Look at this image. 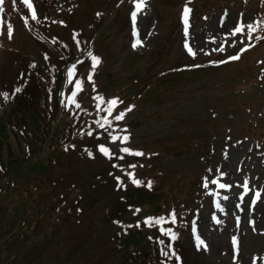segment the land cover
Instances as JSON below:
<instances>
[{
	"label": "trees",
	"instance_id": "16d2710c",
	"mask_svg": "<svg viewBox=\"0 0 264 264\" xmlns=\"http://www.w3.org/2000/svg\"><path fill=\"white\" fill-rule=\"evenodd\" d=\"M161 50L156 48L146 60L147 76L143 80L154 81L155 75L168 67L160 66L161 62L173 55ZM31 61L35 69L43 70L37 61ZM63 63L59 61L58 76ZM122 77L119 75L116 80L121 81ZM28 79L13 102L9 98L8 104L0 102V264H54L57 253L62 260L55 264H190L182 246L178 215L181 203H177L185 194V185L176 177L156 173L162 156L152 160L151 156H143L150 163L141 172L152 177L151 187L148 182L136 185L127 178L121 184L115 175L117 163L133 164L139 157L130 155L121 161L116 156L109 159L101 155L96 147L98 135L95 132L89 136L82 120L76 122L64 116L53 124L59 110L58 82L53 80L50 84L49 76L37 73ZM49 84L54 107L48 101ZM138 84L143 81L139 79ZM154 86L143 96L147 104L176 95L173 88L155 95L154 100L150 98ZM81 129L84 137L72 141ZM13 131L20 134L16 149L9 140ZM44 145L47 151L59 149L63 158L41 156ZM85 147L95 155H89ZM40 162L49 167H62L64 162V173H76L70 182L63 174L55 178L43 171L22 179L24 172L34 171V164ZM173 208L176 220H168L164 227L179 233L174 240L160 231L159 224L150 227L145 221L147 216L170 214ZM160 240L166 242L165 247L171 244L179 259L170 249L168 256L162 255Z\"/></svg>",
	"mask_w": 264,
	"mask_h": 264
},
{
	"label": "rangeland",
	"instance_id": "374dc122",
	"mask_svg": "<svg viewBox=\"0 0 264 264\" xmlns=\"http://www.w3.org/2000/svg\"><path fill=\"white\" fill-rule=\"evenodd\" d=\"M4 1L8 0H3V4L0 5V18L6 12ZM65 1L67 0H59L58 2L61 5ZM159 1L152 0L156 5L160 4ZM248 1L255 0H224L219 8L210 10L209 20L204 22H199L189 13L188 32L186 33L184 29L179 42L182 54L193 55L188 51L187 44L191 45L198 57H203L216 51L224 53L228 50L231 51L241 42L248 43V29L236 33V35L230 34L241 19L245 23L251 22L255 26V11L248 7L246 9L242 7ZM22 2L24 3V0ZM178 2L180 1L176 0V3ZM147 6L137 13L135 22L132 17L130 25L120 29L119 34H115V43L120 49L118 55L120 62L132 52L142 54L151 48L153 42L158 38L162 22L171 24L173 20L183 16V11L178 9L176 4L174 8H161L159 13L154 4H147ZM226 6L230 9L222 10ZM203 14L201 13V15ZM137 29L139 30V38L143 43L134 47ZM16 35L17 33L14 32L13 36L16 37ZM1 37L2 35H0V39ZM3 41L2 48L6 49L7 42ZM16 49L20 50L21 48L16 46ZM172 61L173 58L163 59L160 66L169 65ZM256 62H258L257 72L260 80L253 81L248 87L239 85L233 89H226L225 85L228 78L222 76L219 79L221 83L198 88L192 94L182 90L181 87L185 83L179 85L181 77L175 76L164 80V82H159L154 86L155 89L150 98L154 99L155 95L165 93L175 85L180 86L179 94L185 98L181 101L171 99L164 104L139 111L134 117L140 120L141 124L135 127V130L132 129L133 139L124 143H121L120 140L114 141L116 148L128 143L144 144L147 139H153L149 142L153 148L169 147L171 137L168 135L174 133V126H177L181 120L213 117V119L225 121L224 123L229 128L223 133L218 135L216 131L206 135L196 149L190 150L186 154L169 155L166 159V165L161 168L167 172L174 171V175L180 176L182 179L187 178L192 170L202 168L206 171L207 177L210 178L211 182L208 186L210 193L203 191L202 196H206V198L196 212L192 230L186 234L187 248L196 264H253L254 258L255 264H264V191H261L260 199H256L255 195L257 190H264V140L253 135H247L243 126H235L244 120H255L259 124L264 122V68L261 67V63L264 62V53L259 54ZM252 67L256 68L257 65L253 66L252 63ZM137 68L135 61H133L128 64L126 71L130 75ZM242 76L245 80H249L251 75L243 72ZM214 79L212 76V80ZM200 82L203 80L199 79L193 84H188L185 89L191 90L192 87L202 84ZM216 93H222V95L234 99L251 97L253 102L251 106L238 107L229 102L217 100ZM169 109H172L174 116L166 119L158 117L159 112ZM145 111H148L150 115H144ZM188 134H198V132L195 129H189ZM19 135L14 131L9 135L10 145L14 149L17 148ZM160 138H165V140L161 141ZM168 151L173 153L170 147ZM59 153V149H51L46 151L44 155H51L54 158ZM61 158H63L62 155L59 159ZM65 160L66 155L64 162ZM64 162L62 167L54 165L57 168L49 167L47 163L44 164L43 162L34 164L35 170L24 172L22 179L25 180L30 174L43 171L49 177L55 178L63 174L70 182V179L73 180L76 171L64 173ZM220 172L226 173L225 176L219 177L221 182L231 184L232 187L222 188L215 183V178L219 176ZM245 183L248 184L251 191L244 188ZM225 197L227 198L225 199ZM194 198L195 196L191 194L187 198H180L177 203H181V205L183 203L191 204ZM217 200L223 205V208L217 207ZM197 233L206 241L207 247L197 246ZM234 237L238 238V250ZM63 244L66 245L65 242ZM61 260V254L57 253L53 263H58Z\"/></svg>",
	"mask_w": 264,
	"mask_h": 264
},
{
	"label": "snow or ice",
	"instance_id": "6c2138e0",
	"mask_svg": "<svg viewBox=\"0 0 264 264\" xmlns=\"http://www.w3.org/2000/svg\"><path fill=\"white\" fill-rule=\"evenodd\" d=\"M24 3L32 10V14L33 16L36 15V10L35 7L33 5V0H24ZM133 3L135 4V10L132 12V17H133V21L135 22L137 13L141 11L142 8H144L145 5V0H133ZM3 4V0H0V5ZM190 8H188L187 6H185V10L183 13V21L185 24V32H188V28H189V13H190ZM99 15V13H98ZM28 17L25 16V21L27 22ZM61 23H64V21H61ZM245 29H248V39L251 40L253 39L252 37V32L256 31V27H254L253 23L249 22V23H245V21L243 19H241L240 23L234 27L231 31V35H236V33H241L244 32ZM14 31V28L9 25V31H8V35L9 38H11L12 33ZM137 33V39L134 43V47L138 44H142L143 41L139 38V30H136ZM3 34V19L0 18V35ZM74 34H75V30H74ZM212 39H215V37H212ZM241 39H243V37H241ZM77 43L79 44L80 41L79 39H77ZM233 43H235V41H233ZM187 44V42H186ZM188 46V51L191 52L193 55H196L195 50L191 47L190 44H187ZM251 45L246 44L243 48L240 49V52H243L247 47H250ZM89 55L91 56V61H92V68L90 70V73L88 75V80L93 81L92 87L95 88V82H94V77L92 75V73L95 72L96 70V66L99 64V62L101 61V57L99 55H96L94 53H89ZM240 53H237L236 56H229L228 59H238L239 58ZM45 56L47 57V53L45 54ZM210 63H218V61H210ZM75 70H76V64H72L67 72V76H68V82L71 83L73 77L75 76ZM23 75V73L21 74ZM54 79V78H53ZM84 87V80L83 78H78L75 80V84L73 87V90L71 91L70 94L65 96V99L67 100V106L71 108L72 105H75V107L77 109L81 108V101L77 98L78 93H80L83 90ZM20 88H17L16 91H20ZM49 91L51 92V89H49ZM6 98L9 97V93L8 92H3L2 93ZM63 95V93H62ZM95 100H96V108L99 109L100 111H105L107 113V115H102L99 116V119H97L95 121V123L100 127V128H105L106 125H110L113 128H119L121 127L119 124H113V120L116 121H120L123 120L125 117V113L127 111L130 110L131 107H134V105L130 106L129 108L124 109L123 111H120L118 114L113 116V112L116 108V106L120 103H122V101L119 99V97H111V98H106L104 96V94L97 92L95 94ZM62 103L64 102L63 100L61 101ZM103 105V107H102ZM86 111V110H85ZM111 117V118H110ZM123 127H127V125H123ZM96 131L95 129H90L88 134L92 135L93 132ZM81 132H83V129H81ZM96 135L98 136H102L104 135L103 132H96ZM109 137L112 141H117L120 140L121 143H124L128 140H130L131 138V133L128 132H111L109 134ZM99 151L101 153H103L105 156H107L109 159H111L113 156H116L118 154H122V153H128V154H135V155H143V151L141 149L138 148H133L130 146H127L125 144V146H123L120 149V153L114 152L112 150L111 147H109L106 143H99L97 145ZM88 154L89 155H95V153L89 149L88 150ZM121 158H123V156L121 155ZM117 167H123V165L117 164ZM131 168L135 169V165H130ZM125 171H127V169H125ZM129 177L133 180L134 183H136L137 185L143 184L144 181L137 178L135 171L132 172H128ZM226 173L225 172H220L219 176H217L215 178V183L219 184L222 188H230L232 187L231 184L228 183H222L220 180V176H225ZM117 180H119L121 182V184H123V180L121 177H116ZM206 180V184L205 186L207 187V178H205ZM152 182L149 181L148 182V186L151 187ZM126 186V185H125ZM244 188L248 191H251V189H249L248 184L245 183L244 184ZM261 191L264 190H257L256 191V199H260L261 197ZM227 197H225L226 199ZM217 207L223 208V205H221L219 203V201L217 200ZM137 211H139V209L137 208ZM168 220H176V210L173 208L170 212V214H166V215H161V216H147L145 217V221L148 223V225L151 227L153 226V224H159L160 225V231L163 233H166L168 235L171 236V238L174 240L176 239V237L179 235V233L174 232L171 228L168 227H164V224L168 221ZM217 221L219 222L218 218ZM254 223V222H253ZM140 224V221H137V225ZM234 242H236L237 244V250H238V238L234 237ZM196 240H197V246L199 247L200 245H203L204 247H207V243L206 241H204L200 235L197 233L196 235ZM165 241L164 240H160V244H161V253L164 256H168L169 255V249L171 250V254L177 256V258L179 259V254L175 252V249L172 247L171 244H167V247H165ZM164 264H168L167 261L164 262ZM253 264H255V258L253 261Z\"/></svg>",
	"mask_w": 264,
	"mask_h": 264
}]
</instances>
